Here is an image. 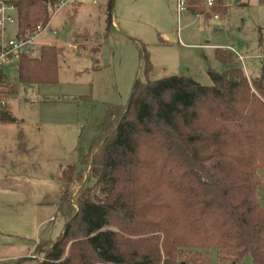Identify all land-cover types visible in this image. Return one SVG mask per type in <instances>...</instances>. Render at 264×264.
<instances>
[{"label":"trees","instance_id":"trees-1","mask_svg":"<svg viewBox=\"0 0 264 264\" xmlns=\"http://www.w3.org/2000/svg\"><path fill=\"white\" fill-rule=\"evenodd\" d=\"M228 1L185 0L187 11L206 17L224 16ZM61 2L8 3L15 38L46 28ZM214 51L228 67L208 70L210 86L183 75L136 81L127 105L111 107L82 158L84 174L67 166L58 177L64 227L35 243L37 264H205L210 252L218 264H264V69L247 78L232 52ZM59 52L43 45L35 58L20 55L18 81L54 82ZM139 61L150 72L142 46ZM15 122L8 107L0 110V123ZM89 180L100 195L78 187Z\"/></svg>","mask_w":264,"mask_h":264},{"label":"rangeland","instance_id":"rangeland-1","mask_svg":"<svg viewBox=\"0 0 264 264\" xmlns=\"http://www.w3.org/2000/svg\"><path fill=\"white\" fill-rule=\"evenodd\" d=\"M77 1L76 14L70 6L60 7L27 53L37 57L43 45L59 49L54 82L20 83L17 62L1 68L0 99L16 122L0 126V264H37L35 243L61 234L58 177L67 166L75 175L84 174L82 158L99 137L108 111L127 105L136 81L183 75L210 86L208 70L220 73L228 66L216 60L209 45L235 48L245 56L239 67L247 78L264 69V0H230L224 16L199 19L188 11L178 15L176 0ZM111 1L117 30L106 29ZM5 30L12 38L17 26ZM141 46L148 54V73L139 61ZM257 175L264 195V168ZM82 185L101 193L93 180ZM204 262L218 264L215 253Z\"/></svg>","mask_w":264,"mask_h":264},{"label":"built area","instance_id":"built-area-1","mask_svg":"<svg viewBox=\"0 0 264 264\" xmlns=\"http://www.w3.org/2000/svg\"><path fill=\"white\" fill-rule=\"evenodd\" d=\"M206 6H211V1H207ZM64 3L61 2L59 7H63ZM59 7L57 9H59ZM56 9V10H57ZM176 11L180 15L182 12L187 11L185 0H176ZM16 25V9L12 4L0 3V70L2 67L11 65L17 62L20 55L26 54L30 51L31 46L34 44L36 36L45 30H38L36 34L30 36L27 40H18L15 37L6 35V26ZM232 52L239 63H243L242 57L236 49L228 48ZM7 104L0 99V110H6Z\"/></svg>","mask_w":264,"mask_h":264},{"label":"crops","instance_id":"crops-1","mask_svg":"<svg viewBox=\"0 0 264 264\" xmlns=\"http://www.w3.org/2000/svg\"><path fill=\"white\" fill-rule=\"evenodd\" d=\"M63 2V1H62ZM64 3V6H70V10H71V12H73V14L75 15L76 14V12H77V7H78V5H79V1H77V0H68V1H66V2H63ZM63 6V7H64ZM62 8V7H61ZM59 9H60V7H59ZM58 10V9H57ZM57 10H55V11H53V13H52V15H51V18H52V16H53V14L57 11ZM188 13H190L189 11H188ZM191 15H193L194 16V18L195 19H199V17L201 16V17H203L204 15H201V14H192L191 13ZM204 17H206V16H204ZM50 18V19H51ZM206 18H208V17H206ZM50 22V21H49ZM110 27L111 28H113L114 30H117V28H118V26H117V24L115 23V21L111 18V22H110ZM106 29H107V26H106ZM44 31V30H43ZM42 31V32H43ZM42 32H40L37 36H36V38H35V40H34V44L33 45H35V41H36V39L38 38V36L42 33ZM52 34H55V32H52ZM14 37H15V35H14ZM209 44V43H208ZM32 45V46H33ZM32 46H31V48H30V52H32L31 51V49H32ZM49 46V45H48ZM211 50L213 49V50H215V49H221V48H217V47H222V46H217V45H209L208 46ZM231 48V47H230ZM39 49V48H38ZM225 49H228V48H225ZM235 49V48H234ZM27 54V53H26ZM242 56V55H241ZM36 56H34L33 58H35ZM242 57H244V60H245V56H242ZM1 71V70H0ZM223 71H225V69L223 70ZM7 104V103H6ZM2 125H4V123H0V126H2Z\"/></svg>","mask_w":264,"mask_h":264},{"label":"water","instance_id":"water-1","mask_svg":"<svg viewBox=\"0 0 264 264\" xmlns=\"http://www.w3.org/2000/svg\"><path fill=\"white\" fill-rule=\"evenodd\" d=\"M41 1H43V2H47V0H41Z\"/></svg>","mask_w":264,"mask_h":264}]
</instances>
